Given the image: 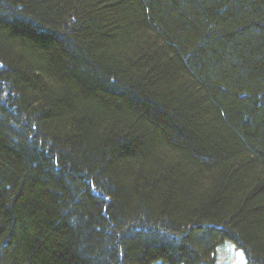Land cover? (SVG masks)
<instances>
[{
	"label": "trees",
	"instance_id": "obj_1",
	"mask_svg": "<svg viewBox=\"0 0 264 264\" xmlns=\"http://www.w3.org/2000/svg\"><path fill=\"white\" fill-rule=\"evenodd\" d=\"M264 264V0H0V264Z\"/></svg>",
	"mask_w": 264,
	"mask_h": 264
},
{
	"label": "rangeland",
	"instance_id": "obj_2",
	"mask_svg": "<svg viewBox=\"0 0 264 264\" xmlns=\"http://www.w3.org/2000/svg\"><path fill=\"white\" fill-rule=\"evenodd\" d=\"M214 264H246V258L242 249L235 246L229 240H225L216 248Z\"/></svg>",
	"mask_w": 264,
	"mask_h": 264
}]
</instances>
